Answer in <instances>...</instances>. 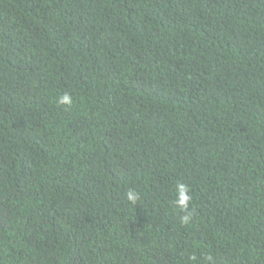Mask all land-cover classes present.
I'll return each mask as SVG.
<instances>
[{
    "label": "trees",
    "instance_id": "trees-1",
    "mask_svg": "<svg viewBox=\"0 0 264 264\" xmlns=\"http://www.w3.org/2000/svg\"><path fill=\"white\" fill-rule=\"evenodd\" d=\"M0 264H264V0H0Z\"/></svg>",
    "mask_w": 264,
    "mask_h": 264
},
{
    "label": "clouds",
    "instance_id": "clouds-1",
    "mask_svg": "<svg viewBox=\"0 0 264 264\" xmlns=\"http://www.w3.org/2000/svg\"><path fill=\"white\" fill-rule=\"evenodd\" d=\"M59 104L70 106L73 103L72 96L70 93H64L59 97ZM189 188L186 184L180 183L176 188L177 199L175 203L178 205V208L181 212L185 214L182 216V222L188 223L191 220V215L187 213V210L190 206L191 196L188 194ZM128 201L135 204L139 200V194L134 190H129L126 193Z\"/></svg>",
    "mask_w": 264,
    "mask_h": 264
}]
</instances>
